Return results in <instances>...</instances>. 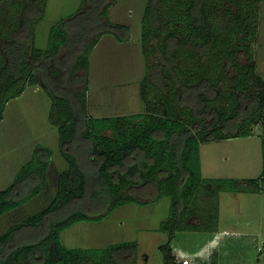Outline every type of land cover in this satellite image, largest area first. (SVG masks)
Wrapping results in <instances>:
<instances>
[{
	"label": "trees",
	"instance_id": "trees-1",
	"mask_svg": "<svg viewBox=\"0 0 264 264\" xmlns=\"http://www.w3.org/2000/svg\"><path fill=\"white\" fill-rule=\"evenodd\" d=\"M86 1V10L52 24L46 47L38 48L41 0H24L20 23L2 42L0 121L9 101L40 86L31 69L36 65L66 167L50 204L0 234V264H137L136 241L69 248L61 232L163 196L171 205L160 226L169 239L160 248L165 264H180L172 248L176 234L218 231L220 193H264V154L260 176L247 180L206 178L201 166V144L247 137L264 125V77L255 63L242 60H252L264 0H145L144 111L115 116L89 112L91 55L106 34L129 40L130 26L110 18L117 0ZM24 74L28 83L13 92ZM262 133L264 152V127ZM53 154L35 148L0 189V215L45 190Z\"/></svg>",
	"mask_w": 264,
	"mask_h": 264
},
{
	"label": "rangeland",
	"instance_id": "rangeland-1",
	"mask_svg": "<svg viewBox=\"0 0 264 264\" xmlns=\"http://www.w3.org/2000/svg\"><path fill=\"white\" fill-rule=\"evenodd\" d=\"M24 0H0V67L6 61L2 42L21 21ZM43 16L34 25L33 45L45 48L52 24L88 8L86 0H41ZM145 0H117L110 8V18L130 26V40L120 46L109 37L91 55L89 69L88 109L94 116L130 115L144 111L140 84L145 75L141 51V25ZM116 38V37H115ZM65 51L63 48L62 52ZM253 62L264 77V3H261L258 37L253 42ZM32 71L40 79V86H28L24 94L8 103L0 121V176L7 171H18L39 145L52 147L54 170H61L66 162L57 147L58 131L49 120L51 100L44 92L40 72L32 64ZM28 83L27 74L17 87ZM263 124L256 125L252 135L231 141L208 142L202 146L203 162L207 171L208 159L214 162L212 174L226 178L247 180L260 176L263 169ZM240 138V139H239ZM64 167V168H65ZM52 168L50 182L43 192L22 205L0 215V234L24 218L46 208L56 192V175ZM17 173V172H16ZM8 183L3 179L0 188ZM144 198H148L146 195ZM219 224L228 233L217 243L205 245L217 252L219 264H264V193L222 192L219 196ZM171 198L130 203L118 207L102 220L80 221L61 232L62 242L69 248L106 247L114 243L136 241L137 264H165L160 248L169 236L160 230L161 222L170 214ZM206 231H180L173 245L191 253L201 248L211 237ZM216 258V257H215ZM197 264H206L195 256ZM222 260V261H221Z\"/></svg>",
	"mask_w": 264,
	"mask_h": 264
},
{
	"label": "crops",
	"instance_id": "crops-1",
	"mask_svg": "<svg viewBox=\"0 0 264 264\" xmlns=\"http://www.w3.org/2000/svg\"><path fill=\"white\" fill-rule=\"evenodd\" d=\"M113 20V19H112ZM113 21H115V20H113ZM116 22H118V21H116ZM110 35H112V34H106V35H104L103 37H102V39L99 41V43L96 45V47H95V50H97L98 48H99V45L104 41V40H106L108 37L110 38V39H112L111 38V36ZM113 36V35H112ZM113 39H114V42H116L119 46L121 45V44H123V43H126L127 41H123V42H120V41H118L115 37H113ZM130 40V39H129ZM102 41V42H101ZM141 48V47H140ZM94 50V51H95ZM27 89V88H26ZM26 91V90H25ZM24 91V92H25ZM24 93H22V95H23ZM22 95H20V96H22ZM20 96H18V97H20ZM14 99H16V98H14ZM14 99H12V100H14ZM11 100V101H12ZM11 101H9V102H11ZM8 102V103H9ZM8 103H7V105H8ZM7 105H6V107H7ZM91 114V113H90ZM92 115V114H91ZM56 127V126H55ZM249 137V136H248ZM57 138V147H59V136L58 137H56ZM245 138H247V137H245ZM233 139H238V138H229V139H225V140H218V141H211V142H225V141H231V140H233ZM240 139V138H239ZM206 143H208V142H206ZM206 143H203V144H201V166H202V174H203V176L204 177H206V178H213V177H222V176H215V175H217V174H212V173H214V171H216L215 170V168H214V162H213V160L211 159V155H208L209 157H210V159H208V162H209V164L207 165V171H209V173H211V174H206V168H205V166H204V162H203V154H202V146L203 145H205ZM43 145V144H42ZM43 146H46V145H43ZM46 147H49V146H46ZM49 148H52V147H49ZM54 150V149H53ZM54 153H55V150H54ZM54 155V154H53ZM32 156V155H31ZM53 157V156H52ZM29 160V159H28ZM27 160V161H28ZM26 161V162H27ZM26 162H24V164L26 163ZM53 163H54V161L52 160V158H51V160H50V167H49V172H50V170H51V168H52V171L54 170V165H53ZM23 165V164H22ZM21 165V166H22ZM20 166V167H21ZM19 167V168H20ZM64 164H63V168H61V170L62 169H64ZM19 170V169H18ZM61 170H54L55 171V175H56V177H57V174L59 173V171H61ZM7 171L8 170H4V172L3 173H1V176H0V182H2L3 181V179H5V181H8V183L10 182V181H13L14 180V177H15V175H16V172H14V170H12L11 171V173H10V179H7ZM50 177H51V175L49 176L48 175V184H49V182H50ZM56 182H57V178H56ZM12 183V182H11ZM10 183V184H11ZM9 184V185H10ZM8 185V186H9ZM7 187V186H6ZM0 189H2V188H0ZM64 232V231H63ZM62 232V233H63ZM206 233H210L211 235H213V236H211V237H208L207 238V242L201 247V248H197V249H195L194 251H193V253H191L193 256L192 257H195V256H201L202 258H203V260L205 261V262H207L206 264H219V260H220V258H219V256L217 255V252H214L213 250H211V249H209V246H208V249L206 250V248H205V245H211L212 244V242L213 243H217L218 242V240H219V238H221L220 236H223V235H225V234H227L228 233V231L227 230H223L221 227H218V231H215V232H210V231H206ZM61 239H62V235H61ZM222 239V238H221ZM63 240V239H62ZM172 248H173V252H174V254H175V256L177 257V258H180L181 257V254H185V255H189L190 256V252H188V251H185V250H181V249H178L176 246H174L173 245V243H172ZM216 257V258H215ZM222 261V260H221Z\"/></svg>",
	"mask_w": 264,
	"mask_h": 264
},
{
	"label": "built area",
	"instance_id": "built-area-1",
	"mask_svg": "<svg viewBox=\"0 0 264 264\" xmlns=\"http://www.w3.org/2000/svg\"><path fill=\"white\" fill-rule=\"evenodd\" d=\"M177 261L180 264H197L195 257L185 255V254H181V257L177 258Z\"/></svg>",
	"mask_w": 264,
	"mask_h": 264
}]
</instances>
